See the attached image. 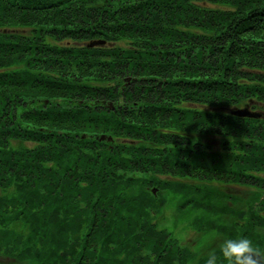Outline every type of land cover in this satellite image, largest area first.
Here are the masks:
<instances>
[{"label":"trees","instance_id":"obj_1","mask_svg":"<svg viewBox=\"0 0 264 264\" xmlns=\"http://www.w3.org/2000/svg\"><path fill=\"white\" fill-rule=\"evenodd\" d=\"M167 205L264 250V0H0V264H205Z\"/></svg>","mask_w":264,"mask_h":264},{"label":"rangeland","instance_id":"obj_2","mask_svg":"<svg viewBox=\"0 0 264 264\" xmlns=\"http://www.w3.org/2000/svg\"><path fill=\"white\" fill-rule=\"evenodd\" d=\"M87 42V41H85ZM105 137H101V140H104ZM207 141H215L216 137H205ZM223 189L232 196L241 198L242 200L250 194V188H245L236 185H227L223 186ZM169 204V203H168ZM173 205V204H172ZM177 213L174 211L171 205H167L163 208L162 214L158 219L160 227L167 229L174 237L179 241V244L182 247H188L195 254L208 253L212 251L213 247H218L219 239L216 238L215 234H199L194 230L190 229L188 225L185 224V221H178Z\"/></svg>","mask_w":264,"mask_h":264},{"label":"clouds","instance_id":"obj_3","mask_svg":"<svg viewBox=\"0 0 264 264\" xmlns=\"http://www.w3.org/2000/svg\"><path fill=\"white\" fill-rule=\"evenodd\" d=\"M80 186L87 187V183L81 181ZM218 252L219 256L215 250L209 252L205 264H264V250L247 237L222 239Z\"/></svg>","mask_w":264,"mask_h":264},{"label":"water","instance_id":"obj_4","mask_svg":"<svg viewBox=\"0 0 264 264\" xmlns=\"http://www.w3.org/2000/svg\"><path fill=\"white\" fill-rule=\"evenodd\" d=\"M94 44H96V42H94L93 45ZM235 113L238 116L258 117V115H256V114H249V112L247 111V109H240V110L236 111Z\"/></svg>","mask_w":264,"mask_h":264}]
</instances>
